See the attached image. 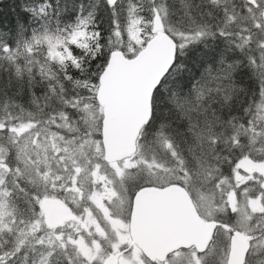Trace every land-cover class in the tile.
Returning a JSON list of instances; mask_svg holds the SVG:
<instances>
[{
    "label": "snow or ice",
    "instance_id": "6c2138e0",
    "mask_svg": "<svg viewBox=\"0 0 264 264\" xmlns=\"http://www.w3.org/2000/svg\"><path fill=\"white\" fill-rule=\"evenodd\" d=\"M0 264H264V0H0Z\"/></svg>",
    "mask_w": 264,
    "mask_h": 264
}]
</instances>
